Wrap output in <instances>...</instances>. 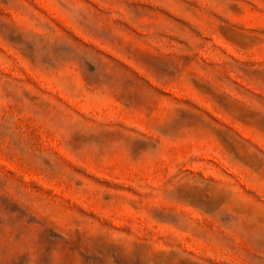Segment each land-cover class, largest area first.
Wrapping results in <instances>:
<instances>
[{
  "label": "rangeland",
  "instance_id": "374dc122",
  "mask_svg": "<svg viewBox=\"0 0 264 264\" xmlns=\"http://www.w3.org/2000/svg\"><path fill=\"white\" fill-rule=\"evenodd\" d=\"M0 264H264V0H0Z\"/></svg>",
  "mask_w": 264,
  "mask_h": 264
}]
</instances>
